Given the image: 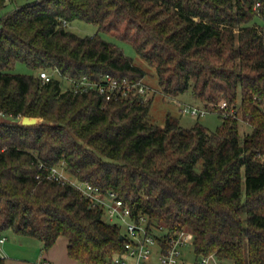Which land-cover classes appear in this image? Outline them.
<instances>
[{
  "label": "trees",
  "instance_id": "1",
  "mask_svg": "<svg viewBox=\"0 0 264 264\" xmlns=\"http://www.w3.org/2000/svg\"><path fill=\"white\" fill-rule=\"evenodd\" d=\"M9 1L0 0V10ZM257 17L264 18V0H34L0 15V234L33 236L46 249L64 236L79 263L126 252L121 223L100 205L70 183L37 177L40 163L64 164L73 178L115 191L134 215H147L150 230L166 229L159 241L188 228L197 257L215 252L233 264H264V24ZM74 20L98 31L80 35L68 28ZM101 32L131 42L156 66L165 94L190 91L220 126L186 127L170 112L159 125L141 95L76 92L65 77H142ZM17 61L36 72H12ZM222 100L240 119L222 115ZM22 116L42 122L25 125ZM240 120L252 126L243 136Z\"/></svg>",
  "mask_w": 264,
  "mask_h": 264
},
{
  "label": "built area",
  "instance_id": "2",
  "mask_svg": "<svg viewBox=\"0 0 264 264\" xmlns=\"http://www.w3.org/2000/svg\"><path fill=\"white\" fill-rule=\"evenodd\" d=\"M259 3H257L258 5ZM60 74V73H59ZM42 81H48L51 78V73L46 70L39 72ZM73 89L78 92L96 89L99 93L105 96L106 99L123 97L130 94L143 96L146 93V85L140 80H131L128 77H117L111 73H103L100 79H91L86 75L79 78H69ZM219 107L222 110V115L228 117L234 115L240 118L239 113L233 107H229L226 100L219 102ZM183 113L192 116H202L210 109L199 105L186 103L182 105ZM39 167L44 169L43 172L37 174L38 178L54 179L62 183H70L76 187L83 195L89 197L93 204L100 205L110 221L116 223L123 222L125 224L124 238L126 252L123 254H115L107 259L103 264H149L153 247H158V264H178L179 257L186 246L193 245L194 233L186 228L175 231L169 236L164 237L159 241L157 235L167 233L162 227L160 230L152 226L153 230L149 229V219L147 215H134L131 207L118 196L115 191L106 193L100 192L98 188L89 181H80L73 178L70 174L64 171L63 167L58 165L47 166L40 163ZM159 231L156 233L155 231ZM5 240V236L0 235V242ZM44 264H50L49 261H44ZM78 264H95L92 262ZM184 264H228L226 260L220 259L215 252L199 256L197 262H185Z\"/></svg>",
  "mask_w": 264,
  "mask_h": 264
},
{
  "label": "rangeland",
  "instance_id": "3",
  "mask_svg": "<svg viewBox=\"0 0 264 264\" xmlns=\"http://www.w3.org/2000/svg\"><path fill=\"white\" fill-rule=\"evenodd\" d=\"M34 0H11L8 2V4L0 10V15H2L5 12H8L10 10L15 9L16 7L23 5L27 2H31ZM257 22L260 24H264V18L262 17H257L256 18ZM68 28L71 29L72 31L80 34V35H92L98 31V28L95 24L89 23L83 20H74L71 23L68 24ZM113 32V31H112ZM114 33V32H113ZM102 37H104L107 40H110L117 44L126 55L130 56L133 58V62L135 65L139 66L142 71V77L140 81H142L146 85V93L143 94V99L144 100H151V121L159 124V125H164L165 120H166V115L168 112L176 115L180 119V123L183 126L189 127L194 125L197 121L201 122L204 124L208 129L210 130H215L218 126H220L222 120L219 118L218 114L216 112L210 111L207 112L206 114L196 117L192 116L187 113H183L181 110L182 105L189 103V104H199L201 105L202 102L200 100H196L190 91H186L184 93H181L179 95H169L165 94L162 90V88L159 85L157 74H156V66L150 64L147 62L145 59H143L134 46L132 45L131 42L127 40L120 39L110 33L106 32H101L100 33ZM12 72L15 73H35L36 71L32 69L30 66H28L25 62L23 61H17L14 66L10 69ZM41 70H39L40 72ZM47 71V70H46ZM66 82H70L67 77L64 78ZM71 83V82H70ZM203 106V105H202ZM239 116H241L239 114ZM240 119V118H239ZM4 120L3 116L0 115V121ZM10 122L12 120L8 119ZM7 121V120H6ZM19 123L25 124V125H36L42 122L41 117L37 116H22L17 119ZM239 130L241 136L246 134L247 132H250L252 130V126L249 125L247 122H244L243 120L239 121ZM60 167L64 168V171L68 173L67 168L65 167L64 164L58 165ZM69 174V173H68ZM105 218L109 220L108 216L105 214ZM121 223V231L124 233L125 232V224L123 222ZM158 233V231H155ZM2 235L7 236L8 241L13 242L15 241L14 239L16 237H19V239H35L32 236H25V235H19L14 233L12 230H7L2 232ZM17 235V236H16ZM158 247L154 246L153 247V252L149 261V264H158ZM26 249H20L19 247H16L12 249L13 254L17 255H12V256H24V252ZM1 255V253H0ZM199 257H197L194 248L192 245L186 246L183 251L181 256L179 257V262L178 264H184L185 262H197ZM31 260L32 264H35L32 258H28ZM228 264H233L232 261L226 260Z\"/></svg>",
  "mask_w": 264,
  "mask_h": 264
},
{
  "label": "crops",
  "instance_id": "4",
  "mask_svg": "<svg viewBox=\"0 0 264 264\" xmlns=\"http://www.w3.org/2000/svg\"><path fill=\"white\" fill-rule=\"evenodd\" d=\"M34 238L35 239H19V237H16L14 239L15 241L10 242L8 241L7 236H5V240L0 242V256L5 258L6 264H32L31 260L28 258H32L35 264H44V261H49L50 264L79 263L77 260L71 258L68 255V240L66 237L60 236L57 241L47 249L43 248V243L41 240L36 237ZM16 247H19L20 249H26V251H23L24 256H12L17 255L13 254L12 252V249Z\"/></svg>",
  "mask_w": 264,
  "mask_h": 264
},
{
  "label": "water",
  "instance_id": "5",
  "mask_svg": "<svg viewBox=\"0 0 264 264\" xmlns=\"http://www.w3.org/2000/svg\"><path fill=\"white\" fill-rule=\"evenodd\" d=\"M123 238H124V235H123V234H121V235H120V239H123Z\"/></svg>",
  "mask_w": 264,
  "mask_h": 264
}]
</instances>
